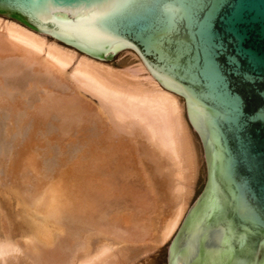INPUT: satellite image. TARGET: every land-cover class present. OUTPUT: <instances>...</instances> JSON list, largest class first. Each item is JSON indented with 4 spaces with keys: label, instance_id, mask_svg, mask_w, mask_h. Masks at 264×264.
I'll return each instance as SVG.
<instances>
[{
    "label": "bare ground",
    "instance_id": "1",
    "mask_svg": "<svg viewBox=\"0 0 264 264\" xmlns=\"http://www.w3.org/2000/svg\"><path fill=\"white\" fill-rule=\"evenodd\" d=\"M125 50L133 74L0 15V75L10 77L0 80V264H160L145 254L169 249L198 199L186 207L200 166L192 130L204 149L185 98L133 50L115 56ZM60 80L71 84L66 95ZM85 94L97 99L93 111ZM137 138L133 154L149 161L153 187L142 186V162L129 156ZM37 156L45 185L27 174L40 173ZM21 170L30 180L18 189L11 179Z\"/></svg>",
    "mask_w": 264,
    "mask_h": 264
},
{
    "label": "water",
    "instance_id": "2",
    "mask_svg": "<svg viewBox=\"0 0 264 264\" xmlns=\"http://www.w3.org/2000/svg\"><path fill=\"white\" fill-rule=\"evenodd\" d=\"M0 15L182 95L207 167L167 264H264V0H0Z\"/></svg>",
    "mask_w": 264,
    "mask_h": 264
},
{
    "label": "rangeland",
    "instance_id": "3",
    "mask_svg": "<svg viewBox=\"0 0 264 264\" xmlns=\"http://www.w3.org/2000/svg\"><path fill=\"white\" fill-rule=\"evenodd\" d=\"M3 18V17H2ZM48 39L50 40L51 38H49L48 37ZM127 52H129L128 50H125V51H122V52H120V53H118L111 61H109V62H107V64L108 65H111V67L112 68H114V69H116V70H118V71H122V72H125V73H132L133 74V71L135 70V66H136V64L137 63H135V62H133V58H131V60H127V58H129V56H131L130 54H127ZM125 56H127V58H125ZM3 59V58H2ZM2 61V60H1ZM34 68H36L35 66H34ZM15 74H17V73H14V75ZM1 76V75H0ZM7 78H10L9 76L7 77V76H1L0 77V80H2V82H7ZM61 82V84H59L58 86H61L62 87V89L60 88V90H59V88H58V90L56 89L57 88V86L56 87H54L58 92H63L62 94L63 95H66V94H68V91L67 90H65L66 88H71V84H70V82L68 81H66V80H60ZM63 81V82H62ZM62 83H63V85H62ZM67 84V85H66ZM65 88H64V87ZM67 86V87H66ZM65 91V92H64ZM67 92V93H66ZM83 98V97H82ZM80 101H84V104L91 110V111H93L94 109H95V107H96V104H97V99L96 98H94V97H91V96H89L88 94H85V98H83L82 100H80ZM92 108H93V110H92ZM90 124H89V123ZM87 125H91L92 126V123L90 122V121H87ZM107 126V125H106ZM89 127V126H88ZM107 128V127H106ZM192 133H193V137H194V143H195V147H196V152H197V155H198V158H199V168H198V175H197V178L194 180V182L192 183V185H191V194L188 196V200H187V204H186V207L187 208H189V206H191L192 204H193V202H194V200L196 199V198H198V196L203 192V190H204V188H205V184H206V180H207V168H206V162H204V156H203V152H202V148H201V144H200V142H199V140H198V138H197V136L194 134V132H193V130H192ZM129 137H127V139H128ZM139 139L140 138H137L136 139V144H138V145H136V146H132V148H131V150L129 151L128 149V151L130 152L129 154V156H130V159H131V161H133L134 163H135V159L137 158V160H140L141 162H142V166H143V168H144V170H143V173H141L142 172V169H141V167L140 166H138V168L141 170V171H139V173H140V176L138 177V179H139V181L141 182V184H142V186L143 185H145V186H147V184H148V186H149V184H151V186H149V187H153V185H154V183H153V181H152V179H151V177L152 178H154V180L156 181V179L157 180H159V178L157 177V175L155 174V173H151L152 174V176H151V174H150V172H151V168H150V165H149V161H146V160H143V157H140L139 155H138V152H137V155L135 156L134 154L136 153L135 151V149L134 148H136V149H138L139 148V145H140V141H139ZM67 140H65L63 143L65 144V146H66V142ZM126 141V140H125ZM137 142H139V143H137ZM63 143L61 144V148H62V145H63ZM135 143V142H134ZM125 144H127V142H125ZM64 146V145H63ZM127 146V148H129V146L128 145H126ZM63 148H66V147H63ZM141 148V147H140ZM131 153H132V155H131ZM134 153V154H133ZM134 155V156H133ZM138 156V157H137ZM59 157V155L58 156H56L55 157V159L56 158H58ZM140 157V158H139ZM38 158V159H37ZM37 158H35V162H37L38 160V162H37V165H38V169L40 168V173L38 174L37 172L36 173H33V172H29V173H27V174H30V177L29 178H33V177H35V178H33L32 179V181L33 182H36V181H34V179H36L37 180V178H38V176H39V178L38 179H41L42 180V178L44 177L43 176V173L41 174V171L43 170L42 169V167H43V164H44V158H41L40 159V156L38 157L37 156ZM64 158H66V157H63V158H58V160H55V161H57V163H59L60 161H62V159H64ZM139 158V159H138ZM142 158V159H141ZM37 159V160H36ZM41 161V162H40ZM59 161V162H58ZM146 161V162H145ZM42 163V164H41ZM204 163H205V166H204ZM41 164V165H40ZM60 164V163H59ZM136 164V163H135ZM40 166H42V167H40ZM136 166V165H135ZM59 167H61V166H59ZM3 169V168H2ZM42 169V170H41ZM146 169V170H145ZM57 170V169H56ZM58 170H59V168H58ZM23 173V176L25 177H23V176H21V174ZM56 172V171H55ZM34 174H38V175H35V176H33ZM40 174H41V177L42 178H40ZM14 175H16L15 176V178L17 179V175H18V178H21V179H23V181L21 180V179H13L14 178ZM50 175L52 176V175H56V173L54 174V172L53 173H50ZM144 175V176H146V177H148L147 178V180L145 179V177H142V176ZM29 176V175H28ZM32 176V177H31ZM151 176V177H150ZM37 177V178H36ZM102 177V176H101ZM141 177V178H140ZM1 178H3L2 177V175L0 176V179ZM13 178L11 179V180H15L14 182H13V185L14 186H17L18 187V189H21L22 187H24L25 185H26V183H27V185L24 187V188H26L27 186H28V181L30 180H28L27 178H26V173H24V171H20V174H19V171L17 172V173H15V174H13ZM52 178H54V177H52ZM97 178V177H96ZM4 179V178H3ZM98 179V178H97ZM96 179V180H97ZM143 179H145V180H143ZM54 180V179H53ZM18 181H19V183H18ZM25 181V182H24ZM45 180L43 179L42 180V184H44L45 185V183L46 182H44ZM130 181V180H129ZM44 182V183H43ZM145 182H147V184H145ZM160 182H162L161 180H160ZM15 183H18V184H15ZM21 184H23V185H21ZM155 185L157 186V187H160V189H161V191H157L156 192V197H159V196H164V198L166 199V195L168 194V192H167V190H166V188H165V186L164 185H160V184H158V183H155ZM0 186H1V184H0ZM13 186V187H14ZM147 186V187H148ZM156 188V187H155ZM163 189H165L164 191H162ZM162 201H166V200H164L163 198H162ZM196 201V200H195ZM190 209V208H189ZM154 214L156 215V213H153V215L151 214V215H149L148 216V218L150 217V218H154ZM144 215H142V218H146V216H144ZM153 216V217H152ZM143 220H145V219H143ZM145 222V221H144ZM125 227L127 228V226H125V225H122L121 227L119 226V227H117V228H119L121 231L122 230H127V229H125ZM146 244H147V246L148 247H152L153 246V243L152 242H149V241H147V242H145ZM168 245H169V242H165L164 244H162L161 246H159V248L157 249V250H155V251H150V252H148V253H146L145 255H148V256H151V258L152 259H154V262L156 261V262H159L160 264H166V261H167V249H168ZM150 249V248H149ZM148 249V250H149ZM145 255H143V256H145ZM144 257H140V258H138L139 260H138V262L136 261L134 264H142L143 262H142V259H143Z\"/></svg>",
    "mask_w": 264,
    "mask_h": 264
}]
</instances>
